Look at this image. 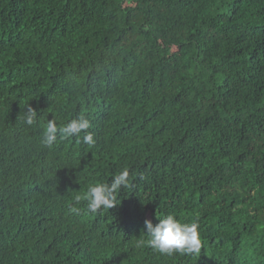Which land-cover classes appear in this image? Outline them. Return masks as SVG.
I'll return each instance as SVG.
<instances>
[{
  "label": "trees",
  "instance_id": "obj_1",
  "mask_svg": "<svg viewBox=\"0 0 264 264\" xmlns=\"http://www.w3.org/2000/svg\"><path fill=\"white\" fill-rule=\"evenodd\" d=\"M169 214L199 254L137 247ZM0 264H264V0H0Z\"/></svg>",
  "mask_w": 264,
  "mask_h": 264
},
{
  "label": "clouds",
  "instance_id": "obj_2",
  "mask_svg": "<svg viewBox=\"0 0 264 264\" xmlns=\"http://www.w3.org/2000/svg\"><path fill=\"white\" fill-rule=\"evenodd\" d=\"M25 122L32 126L35 123L37 112L30 107L24 113ZM90 128V121L80 115L72 119L65 125L58 126L56 121L48 120L46 127L42 132L41 143L48 148L58 141V139L77 138L83 134V142L87 144L94 143L93 135L87 130ZM129 184V171L124 169L115 175L110 183H96L90 185L85 199L87 200V209L91 214H96L102 210L112 209L117 205V193L127 188ZM80 199L79 196L76 197ZM160 222L153 225L151 221H145L146 235L149 237L146 241L139 239L137 247L145 244L153 250L164 255L199 254L203 247V240L198 230L197 223H181L173 214L164 218H159Z\"/></svg>",
  "mask_w": 264,
  "mask_h": 264
}]
</instances>
